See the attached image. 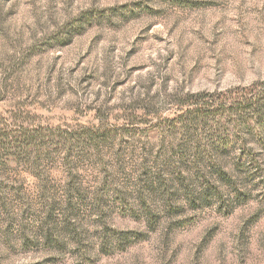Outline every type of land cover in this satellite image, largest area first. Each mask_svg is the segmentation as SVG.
Instances as JSON below:
<instances>
[{
	"label": "rangeland",
	"instance_id": "374dc122",
	"mask_svg": "<svg viewBox=\"0 0 264 264\" xmlns=\"http://www.w3.org/2000/svg\"><path fill=\"white\" fill-rule=\"evenodd\" d=\"M254 86L264 0H0V264H264V164L206 174L197 203L145 184L183 153L264 151V116L183 131L192 98ZM90 129L109 135L71 138Z\"/></svg>",
	"mask_w": 264,
	"mask_h": 264
},
{
	"label": "trees",
	"instance_id": "16d2710c",
	"mask_svg": "<svg viewBox=\"0 0 264 264\" xmlns=\"http://www.w3.org/2000/svg\"><path fill=\"white\" fill-rule=\"evenodd\" d=\"M260 87V86H259ZM258 86H254L252 88L246 89L243 93H238L236 96H224L217 102L214 98L206 101L205 97L202 99L201 97L198 99L192 98L190 102H186L184 105L188 107L185 109L184 115L186 116L187 122H185V127L183 128L184 135H189L195 132L197 128H199L198 121L201 120H211L212 118L219 117L221 119H229L233 120L234 128L237 129L241 126H247L250 121H258L261 120L260 117L264 116V86L259 88ZM220 133L226 132V127L222 126L219 129ZM36 133L41 137L49 134H43V132L36 131ZM82 134V133H81ZM6 134L0 131V142H7V138H5ZM109 135V134H108ZM106 133L96 130L90 129L87 132L84 131L82 135L73 136L71 138L77 137L78 140L80 138L90 139V142L93 143L94 146H100L99 140L101 137H108ZM50 136H54V134H50ZM24 138V144H33L36 140L34 137L29 135H22V139ZM47 138V137H46ZM49 138V137H48ZM72 140V139H71ZM20 142V141H17ZM16 144H19L17 143ZM224 143V142H223ZM20 147H27L22 145ZM225 145V144H224ZM227 145V144H226ZM17 146V145H16ZM0 147H2L0 145ZM230 153L227 151L217 152V153H206L196 150L194 155H191L189 158L185 153L180 155L177 159L170 158V163L174 167L173 175H170L169 179H166L164 174H161V170L164 167H160L159 160L155 161V165L160 167L161 170L158 174V177L154 182H146L147 191L153 192L156 194H163L164 197L171 198L173 188L178 185V183H182V185L188 191V198L197 203V201H206L210 196V189L206 187L204 191V199L198 197V193L196 191L197 183L210 184L206 174H209L210 177L216 176L219 180L223 177H229L230 179H237L240 177L241 172L245 171V169L253 168V167H262L264 164V151L255 152L254 150L244 151L238 153L235 157V166L236 169L230 170V164L227 163L228 157ZM176 160V161H174ZM207 164V165H206ZM210 169V171H208ZM211 179V178H209ZM215 179V178H214ZM145 192L141 194L142 199L146 202V196L143 197Z\"/></svg>",
	"mask_w": 264,
	"mask_h": 264
}]
</instances>
